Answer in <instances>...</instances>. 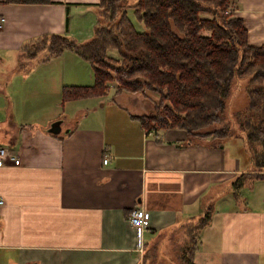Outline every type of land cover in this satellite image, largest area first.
Returning <instances> with one entry per match:
<instances>
[{
    "label": "crops",
    "instance_id": "crops-1",
    "mask_svg": "<svg viewBox=\"0 0 264 264\" xmlns=\"http://www.w3.org/2000/svg\"><path fill=\"white\" fill-rule=\"evenodd\" d=\"M97 1L0 0V144L12 157L0 164V264H146L149 247L204 214L194 264H264V180L232 185L256 171L240 137L145 131L134 115L151 113L157 95L146 91L149 101L111 89L61 101L63 85L92 82L88 63L69 50L44 61L23 54L44 34L87 40ZM235 1L247 42L260 45L264 0ZM67 111L79 115L72 122ZM55 119L57 134L47 131ZM136 206L141 252L127 219Z\"/></svg>",
    "mask_w": 264,
    "mask_h": 264
},
{
    "label": "trees",
    "instance_id": "trees-1",
    "mask_svg": "<svg viewBox=\"0 0 264 264\" xmlns=\"http://www.w3.org/2000/svg\"><path fill=\"white\" fill-rule=\"evenodd\" d=\"M236 6L235 0H98L87 40L49 33L22 50L29 58L40 55L41 61L69 50L88 63L92 82L63 85L61 101L106 94L107 82L116 83L113 93L153 92L157 99L151 113L134 115L139 126L152 132L181 129L187 141L230 135L228 122L219 124L232 86L243 84L246 103L232 119L256 171L236 176V189L247 180H264V41L247 42L242 20L234 14ZM127 9L140 27L130 21ZM206 217L186 225L190 238L181 248L180 264H194L196 234Z\"/></svg>",
    "mask_w": 264,
    "mask_h": 264
},
{
    "label": "rangeland",
    "instance_id": "rangeland-1",
    "mask_svg": "<svg viewBox=\"0 0 264 264\" xmlns=\"http://www.w3.org/2000/svg\"><path fill=\"white\" fill-rule=\"evenodd\" d=\"M127 16L130 19V21L134 24L135 27H140V24L135 21L133 15H132V9H127ZM107 52L109 55L117 56L116 52L114 50H108ZM107 84L109 86V89H111V90L115 89V85H116L115 82H107ZM242 86H243V84L238 85L236 87H235V85L232 86V87H234L232 96L228 100L227 106L225 107V110H224L223 120L219 124V125H221L225 122H228V125L230 128V135L226 139H229L230 137H236V136L238 137V135H239L238 134L239 132L237 129V124L233 120L234 119L233 115H234L235 110L242 108L246 103L245 92H244V89L242 88ZM145 91L148 93V95H152V96L154 95L153 92H150L148 90H145ZM135 94L140 95L141 98H144V99L149 101L148 96H146L144 93L143 94L135 93ZM124 95H126V94H124ZM155 99H157V97ZM68 112L69 111L60 112V116L66 117L68 120L72 119L71 121L73 122V120L76 119V117H78V115H79V112H76V111L71 112L72 114L68 113ZM143 112H145V111H143ZM71 117H73V118H71ZM71 121H69V122L72 123ZM234 179L235 178H233V180ZM243 187L244 186H242V188ZM219 188L222 190L223 186H220ZM185 227H186V225H185ZM185 227L184 228L181 227V228H178V229L172 231L169 234V236L167 237V243L164 244L165 247L161 248V250L154 251L151 247H149L145 251V254L148 256V258L146 259V261H147L146 264H180L179 255L181 252V248L186 243L185 241H188V239L190 238V236L187 235V229H185ZM142 260H144V259L142 258Z\"/></svg>",
    "mask_w": 264,
    "mask_h": 264
},
{
    "label": "built area",
    "instance_id": "built-area-1",
    "mask_svg": "<svg viewBox=\"0 0 264 264\" xmlns=\"http://www.w3.org/2000/svg\"><path fill=\"white\" fill-rule=\"evenodd\" d=\"M9 158H12V157L9 155L7 148L3 144H0V164H3ZM12 161L14 164H17L18 159L13 158ZM102 162L105 163L106 159L103 158ZM2 203H3V199L0 195V206L2 205ZM143 214H144L143 209L141 207L136 206V207H132L130 209L129 214L127 215V219L129 223L139 230V235H138L139 239L137 242V250L139 252L142 251V245H143L142 240H141V233H140L143 230V227H142Z\"/></svg>",
    "mask_w": 264,
    "mask_h": 264
},
{
    "label": "water",
    "instance_id": "water-1",
    "mask_svg": "<svg viewBox=\"0 0 264 264\" xmlns=\"http://www.w3.org/2000/svg\"><path fill=\"white\" fill-rule=\"evenodd\" d=\"M60 122L61 119H55L51 121L47 127V131L53 134H57L60 131ZM68 129H65L64 131H67Z\"/></svg>",
    "mask_w": 264,
    "mask_h": 264
}]
</instances>
